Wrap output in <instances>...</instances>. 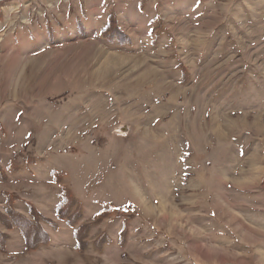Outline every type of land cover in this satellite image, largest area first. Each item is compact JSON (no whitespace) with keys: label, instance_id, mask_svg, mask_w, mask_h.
<instances>
[{"label":"rangeland","instance_id":"1","mask_svg":"<svg viewBox=\"0 0 264 264\" xmlns=\"http://www.w3.org/2000/svg\"><path fill=\"white\" fill-rule=\"evenodd\" d=\"M0 264H264V0H0Z\"/></svg>","mask_w":264,"mask_h":264},{"label":"trees","instance_id":"2","mask_svg":"<svg viewBox=\"0 0 264 264\" xmlns=\"http://www.w3.org/2000/svg\"><path fill=\"white\" fill-rule=\"evenodd\" d=\"M57 180H58V179H57ZM68 191H69V192H68ZM70 193H71L70 190H67V191L63 190V193H62V198H63V199L65 198V200H66V201H64V204H66V206H67L69 203H72V202H73V198H72L73 196L71 195L72 193H71V194H70ZM71 219H72V218H71ZM71 219H70V220H71ZM21 220H25V219L22 218ZM70 220H69V221H70ZM67 221H68V220H67ZM26 222H27L28 225H31V222H30L29 220H27Z\"/></svg>","mask_w":264,"mask_h":264},{"label":"crops","instance_id":"3","mask_svg":"<svg viewBox=\"0 0 264 264\" xmlns=\"http://www.w3.org/2000/svg\"><path fill=\"white\" fill-rule=\"evenodd\" d=\"M78 183L75 181V191H77V192H79V193H86L87 191H86V189H87V187H88V185H81L80 187H79V191L77 190V187H78ZM82 191V192H81ZM84 197V196H83Z\"/></svg>","mask_w":264,"mask_h":264}]
</instances>
